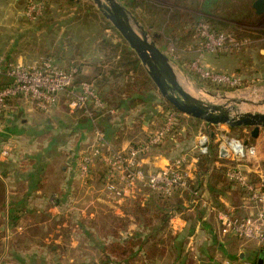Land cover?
I'll return each instance as SVG.
<instances>
[{
  "label": "crops",
  "instance_id": "1",
  "mask_svg": "<svg viewBox=\"0 0 264 264\" xmlns=\"http://www.w3.org/2000/svg\"><path fill=\"white\" fill-rule=\"evenodd\" d=\"M2 1L4 16L0 21L2 57L6 56L12 63L32 65L38 58L29 61H24L23 56L11 58L12 52L22 51L24 40L22 38L26 36L24 34L26 32L22 34L23 24L18 18L20 14L17 12L16 3L19 0ZM5 27L7 33L15 32L22 38L15 40L6 38L2 43V28ZM213 56L203 55L202 63L205 67L222 73L220 67L222 55ZM94 57V61H97L96 53ZM88 75L86 67L82 68L81 77L88 78ZM0 79L2 82L7 81L2 76ZM61 100L69 106L70 111L65 119L57 123L52 119L45 122L41 116L43 112L36 110L22 98L10 100L6 106L0 130V264H140L139 261L142 264H225L226 261L235 264H259L264 254L260 245L253 241L246 242L223 236L216 217L205 210L193 207L191 203L184 204L186 211L173 213L167 225H157L156 221L153 225L135 223L132 211H123L121 208L114 211L112 207L117 206L108 204L109 210H113L114 219L112 223L100 222V210L87 205L104 202L105 199L96 196L88 200L84 193L86 180L81 179L77 169L80 154L94 144L95 128L93 124L91 130L80 126L78 123L81 114L70 107V101L65 96ZM59 103L60 101L54 110ZM48 114L50 112L46 115ZM122 115L111 120L117 133L124 122V119H121ZM99 121L102 122V118ZM150 123L152 122L149 119L143 120L144 125L141 128L144 132L151 128ZM180 123L179 136L182 140L179 141L175 137L167 140H172L175 146H183L178 156L186 152V149H189L193 156H197L195 146L201 131L192 139L185 140V135L191 133L190 126L198 125L197 122L182 118ZM100 124L98 123V128ZM204 125L209 128L205 123ZM218 127L220 132L224 130V127ZM45 133L48 137L44 141L42 136H45ZM263 133L264 129L261 130L258 140L261 138L264 140ZM115 137L109 139L110 143ZM130 146H133L131 140H125L117 147ZM4 150L8 151L9 156L3 155ZM256 152V156L251 158L252 165H244V169L248 176L251 178L256 176L260 180L264 178V142L260 151ZM60 154H63L64 160L60 168L55 169ZM150 154L152 155L150 158L144 159L145 164H151L160 158L159 153L154 155L151 151L148 155ZM197 164L193 165V171ZM96 178L104 188V169L100 162L91 170V180ZM207 184L208 179L203 190ZM233 190H238L241 195L238 194L240 196L237 198L233 193L227 192L212 195L208 190H205L204 194L209 200L216 201L224 208L238 210L244 204V200L237 186H234ZM135 198L137 197L126 196L124 200L114 202L107 195V199L112 203L125 208L133 204ZM122 217H125V220ZM119 222L126 223L125 227L118 230L120 238L125 241L132 240L133 236L138 234L137 239L138 241L142 239V242H139L135 254L131 257L125 260L113 257L114 260H118H115L118 262L115 263L105 260L106 252L103 249L110 243L119 241V238L106 237L104 233L117 230ZM208 248L216 249L215 255L209 256L206 251ZM79 249L94 250L95 260L91 263V260H87L88 256L71 255V251L75 253Z\"/></svg>",
  "mask_w": 264,
  "mask_h": 264
},
{
  "label": "rangeland",
  "instance_id": "2",
  "mask_svg": "<svg viewBox=\"0 0 264 264\" xmlns=\"http://www.w3.org/2000/svg\"><path fill=\"white\" fill-rule=\"evenodd\" d=\"M28 1L29 0H19L16 3L18 7L17 12L20 14L18 18L21 19V23L23 24L22 34L26 32L24 33L26 36L22 38V36L15 32L7 33V27L2 28V43L6 41V38L15 40L20 37L24 39L22 41V51H24L12 52V59H16V56H23L24 61H29L37 58L50 57L63 67L78 65L77 67L80 70L86 67L89 71V75L85 81L94 84L101 80L103 76H108L109 70L118 63V55H120V50L115 52L113 46L121 43L122 39L117 34L119 32L115 28L116 31L105 29L108 28V23L111 24V22L99 11L93 0H48L44 15L36 22H30L25 18L24 12ZM118 1L127 7L139 25L144 28L150 41L154 42L156 46L170 58L180 82L184 87H188L197 94V96L193 95L195 98L208 104L227 105L228 108L234 107L235 110L232 111L233 116L243 113H264V105L261 104V102L264 101V38L256 40L242 51L232 54H220L222 55V59H220L222 73L235 76L239 80L238 86L227 87L214 85L201 78V76L193 70L192 62L200 57V54L196 51L197 45H195L197 42L195 38L197 34L195 32L192 38L190 35L188 38L183 37L186 36L187 31L191 29H189L188 25L191 26V24H193L194 27L199 20L197 26L202 22L211 23L210 26L212 25V28L227 33H234L237 37H239V35L251 36L254 33L261 34L260 36L264 37V14L258 15L253 5L251 7L249 0H225V2L222 3L224 6L221 12L209 16L205 15L200 9L202 0H134L136 7L131 9L128 7V1L130 0ZM2 4L3 1L0 0V21H2L4 17L2 15ZM250 8L255 11L256 15H247L251 12ZM176 14H179L183 20L189 23L188 25L186 24L184 29H173V26L176 25V21L174 20ZM197 26L194 29L195 31L197 30ZM153 37L158 38L159 41L156 42ZM95 53L97 55V61H94ZM203 55L213 56L214 54L204 53L202 56ZM0 56H3V52H0ZM215 56L216 55L213 57ZM4 57L8 59L6 56ZM78 78L79 76L77 79ZM203 83H209L212 86H203ZM155 94L157 100L152 105H139L123 115L117 113V115L113 116V118H116L122 115L123 117L121 119H124L121 129L118 130L119 132L115 135L116 137L111 141L114 147L118 148L117 146L125 140H131L133 146L141 145L149 138L148 134L151 135V133L157 131L164 124L165 113L163 112L161 103L166 101L162 99L159 91ZM61 99L59 100L60 103L58 107L51 111L52 113L50 112L48 115H46L47 113H40L45 122L52 119L57 123L59 120L65 119V116L68 115L70 111L68 108L69 106L65 105L64 101ZM67 100L70 101L69 98H67ZM182 118H188L198 124L190 126L189 130L191 133L185 135V140L192 139L200 131L201 134L210 133L212 135L220 133L218 126L211 129L205 127L202 121L185 115H183ZM145 119H149L150 122H152L150 123L151 128L147 132H144L141 128L142 125H144L143 120ZM184 125L186 126L185 123ZM222 127L229 132V135L244 141L248 140L249 133H251V129L247 127H242L247 129L236 130H230V128L226 126ZM46 128L47 127H45V129ZM44 135L45 136H42V140L45 141L48 136H46V133ZM262 137H264V133ZM216 142L217 140L215 143ZM263 142L264 140L261 138L257 143L255 142L252 147L260 151ZM174 144L172 140H167L165 144L152 150L154 155L159 153L160 158L156 159L151 164L146 163L145 166L158 169L167 161H171L178 157L180 148L183 146L178 147V145L175 146ZM187 152H190V150L186 149V152L182 154ZM151 156V154H147L143 159L150 158ZM63 160L64 156L60 154L59 159L56 161L57 168L55 169L60 168L59 166ZM99 183L100 181L98 178L91 180L90 177L86 180L87 186L84 193L88 197V200L96 196H100L101 199L106 200V202L104 200V202L88 203L87 205V207H96L95 209L100 210V222L105 223V221H108V223H112L114 219L113 210L119 211L121 208L123 211H132V204L125 208L124 206L121 207L118 206V204L112 203L110 199L108 200L105 189ZM126 194V196L130 198L136 196L138 199H141L143 206L147 204L153 211H157L156 208L159 206L161 207L163 202L172 201V203H169L170 205L178 202L175 197L162 200L139 186ZM233 194L235 198L241 195L238 190ZM137 198H135V200H137ZM233 201H235V199ZM107 204L110 206L116 205L117 208L112 207L113 210L111 211ZM186 210L187 209L184 207V211ZM152 214H154V212H152ZM122 219L125 220V217H122ZM135 223L137 222L135 221ZM156 223L157 225L161 224L160 221H156ZM133 237L135 238L134 240L138 241V234ZM138 242H142V239ZM137 248L138 246L135 247L134 252H136ZM206 251L209 256L211 254L215 255L216 253V249L214 248H208ZM70 253L72 256L75 254L85 257L88 256L87 260H91L92 263L93 260H95L94 255L96 252L89 249H79L77 252L75 251V253L72 251ZM141 256L143 257V255ZM105 257V260L107 259L108 261L118 263L115 261L117 259L114 260L113 257L107 254H105ZM139 263L142 264L140 261Z\"/></svg>",
  "mask_w": 264,
  "mask_h": 264
},
{
  "label": "built area",
  "instance_id": "3",
  "mask_svg": "<svg viewBox=\"0 0 264 264\" xmlns=\"http://www.w3.org/2000/svg\"><path fill=\"white\" fill-rule=\"evenodd\" d=\"M47 3L48 0H29L25 7V18L30 22L39 20L47 9ZM196 34V51L200 57L192 62L193 70L214 85L238 86L239 80L235 76L205 67L201 60L202 54L236 53L259 39L239 38L234 33L218 32L206 22L198 24ZM0 76L10 81L0 85V130L10 100L22 98L36 110L49 113L59 102L60 97L65 96L70 99V107L78 112L83 111L95 128L94 144L80 154L77 162L81 179H89L92 168L100 162L104 169V189L114 202L124 200L126 193L137 186L162 200L171 199L177 193L189 192L194 198L191 205L199 206L213 214L223 236L256 242L264 250V178L253 182L244 165L240 163L247 158H254L257 154L256 149L249 147L244 140L229 135L227 130L216 135L218 157L228 167L226 177L241 190L244 200V204L238 210H222L205 194L192 189L190 184L194 179L193 165L199 162L201 155L209 152L208 134L198 136L195 146L197 156L187 152L167 161L158 169H148L145 166L144 156L162 145L166 139L174 137L179 122L176 112L165 113L164 124L149 135L143 144L116 148L98 128V121L103 116L98 117L96 112L104 111L106 105L98 96L93 84L88 82L76 84L77 66L63 67L50 57L39 58L33 65L26 66L0 57ZM105 114L113 117L117 112L108 110ZM2 153L9 156L6 150ZM225 264L235 263L226 261Z\"/></svg>",
  "mask_w": 264,
  "mask_h": 264
},
{
  "label": "trees",
  "instance_id": "4",
  "mask_svg": "<svg viewBox=\"0 0 264 264\" xmlns=\"http://www.w3.org/2000/svg\"><path fill=\"white\" fill-rule=\"evenodd\" d=\"M255 1L256 0H249L251 7ZM224 2L225 0H202L200 9L205 15L209 16L217 12H221L222 7L224 6L222 5V3ZM128 7L130 9L136 7L134 0L128 1ZM250 10L251 12L247 14L248 16L256 15L255 11L252 8H250ZM174 20L176 21L175 22L176 25L173 26L174 30L178 28L184 29V27H186V24L187 25L189 24L186 22V20H183V18L179 14H176L174 16ZM197 23L195 24L194 27L193 24H191V26L188 25L189 29L190 28L191 29L190 31H187L186 36L183 37L188 38L189 35L191 36V38L194 37L196 32L194 29L197 26ZM105 29L108 30L111 29L113 31H116L110 23H108V28ZM213 29L218 32H224L216 28ZM117 34L122 39L121 43L113 46L115 52L120 50V55H118V63L111 70H109L108 76H103V78L97 81L95 84L88 82L94 85V88L98 96L106 105V109L104 111L96 112V114L98 117L103 116L102 122L98 121V123H101L99 129L104 134L105 138L108 141L109 139L114 137L117 134V132H115V129L113 128L111 123L113 117L109 116L108 114H105V112L108 110H116L118 114L119 113L124 114L131 111V109L136 108L139 105L146 104L147 106H150L156 102L157 96L155 93L158 91L157 87L155 86L154 82L149 76L147 69L141 64V61L138 59L136 53L131 50V48L129 47L127 42L124 41L122 36L119 33ZM260 35L261 34H257V33H254L251 36L239 35V38H250L254 40L264 38L261 37ZM153 38L155 39L156 42L159 41L158 38L156 37ZM78 76L79 78L76 80V84H81L83 82H86L85 81L86 78L81 77V70L79 68H78ZM6 83H10V81L7 79V81L2 82V79H0V85ZM204 85L210 86L211 84L203 83V86ZM161 106L163 107L164 113L174 111L178 114L179 122L176 125L174 137L177 138L179 141H181L182 138L179 136V130L181 129L180 122L183 115L179 113L168 102H162ZM80 114L81 117L78 124L87 130H91L93 128L91 119L88 118L83 111H81ZM215 127L216 126H211L210 128L214 129ZM236 129H247V128H242V127L230 128V130H236ZM216 135L217 134L215 133L214 136L212 137L210 133L208 134V136L210 137L209 152L206 155L200 156L199 162L197 164V168L194 170L195 172L194 179L190 182L191 188L200 192V194L202 193L204 194L205 190H208V192H210L212 195L224 193V192L227 193L235 192L233 190L235 184L229 182V180L226 177L228 167L225 164V162L219 159L218 157L217 143H215L217 139ZM258 139L259 137L253 138L251 136V133H249L248 140H246L245 142H247L249 147H252L253 144ZM216 163L218 164V166H216ZM240 163L242 165H252L251 158H247L241 161ZM207 179H208L207 187H205V190H203L204 183L206 182ZM252 180L255 183L259 181V179L256 176H252ZM174 197L177 198L176 201H178L177 203H175L176 205L175 204L170 205L169 203L170 202L172 203V201L163 202L161 204V207L160 206L158 208L155 207L157 211H153V209H151V207L147 204L146 206H143V203L141 202L142 200L137 198V200H134L132 204V213L135 221L137 223L144 222L146 225H153L155 221H160L162 225H167L173 213L182 212L185 207L184 204L191 203L194 200V198L191 196L189 192L177 193ZM210 200L214 204H216L220 209L227 210L226 207L224 208L223 206H220L216 201L212 199ZM197 207L198 209H201L199 206ZM152 211L154 212V214H152ZM117 226H118L117 230L111 233H106V234L104 233V235L106 237L108 236L110 237L112 236L114 238L118 237L119 241H117L116 243H110V245H108L103 250L106 252L108 256H112L120 260H125L126 258H129L135 254L134 250L135 247L139 245V242L134 240L135 238L126 241L120 238L121 236L118 234V230L119 228L122 229V227H125L126 223L119 222Z\"/></svg>",
  "mask_w": 264,
  "mask_h": 264
},
{
  "label": "water",
  "instance_id": "5",
  "mask_svg": "<svg viewBox=\"0 0 264 264\" xmlns=\"http://www.w3.org/2000/svg\"><path fill=\"white\" fill-rule=\"evenodd\" d=\"M93 2L136 53L163 100L182 115L202 121L209 128L211 126L247 127L251 129V136L258 138L261 130L264 129V113H243L233 116L234 107L208 104L195 98L181 86L170 58L150 41L147 32L125 5L118 0H93ZM253 8L258 15H263L264 0H256ZM261 104L264 105V101ZM211 136L213 137L214 134ZM222 156L225 157L224 154ZM259 264H264V254Z\"/></svg>",
  "mask_w": 264,
  "mask_h": 264
},
{
  "label": "bare ground",
  "instance_id": "6",
  "mask_svg": "<svg viewBox=\"0 0 264 264\" xmlns=\"http://www.w3.org/2000/svg\"><path fill=\"white\" fill-rule=\"evenodd\" d=\"M179 82H180V80H179ZM180 84H181V86H182L187 92L189 91V92L191 93L192 96H193V95H194V96H197V94H196L193 90H190V89H189L188 87H186V86L184 87V86L182 85L181 82H180ZM189 92H188V93H189Z\"/></svg>",
  "mask_w": 264,
  "mask_h": 264
}]
</instances>
